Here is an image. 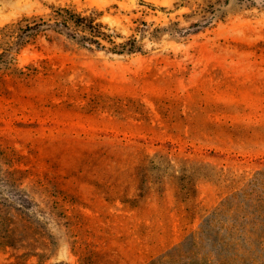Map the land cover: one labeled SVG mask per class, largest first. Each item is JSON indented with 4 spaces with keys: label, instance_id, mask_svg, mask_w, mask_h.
Returning a JSON list of instances; mask_svg holds the SVG:
<instances>
[{
    "label": "rangeland",
    "instance_id": "374dc122",
    "mask_svg": "<svg viewBox=\"0 0 264 264\" xmlns=\"http://www.w3.org/2000/svg\"><path fill=\"white\" fill-rule=\"evenodd\" d=\"M257 204L264 0H0V264H264Z\"/></svg>",
    "mask_w": 264,
    "mask_h": 264
},
{
    "label": "trees",
    "instance_id": "16d2710c",
    "mask_svg": "<svg viewBox=\"0 0 264 264\" xmlns=\"http://www.w3.org/2000/svg\"><path fill=\"white\" fill-rule=\"evenodd\" d=\"M53 25L55 26L54 28L60 27V28L65 29V30H69L71 28V26H73L75 29H77L79 27L89 28L90 31H92L95 28L92 20H88L86 17H83L81 15L73 14L68 9L60 10L59 12H57ZM50 27H51V25L48 22V20H45L43 17H39V18H34L31 21H28V23H26L24 26H19L18 28L23 33H25V32L31 33L32 31L46 30ZM228 207H230V206H228ZM253 207L256 208V210H263L264 209V205H260V204L254 205ZM188 241H189L188 243H190L191 246L196 243L194 240V237H191L190 240H188ZM179 254H181V251H179ZM161 260L162 259H160L158 261H153L151 264H162Z\"/></svg>",
    "mask_w": 264,
    "mask_h": 264
}]
</instances>
